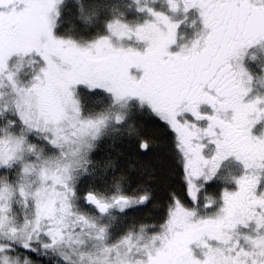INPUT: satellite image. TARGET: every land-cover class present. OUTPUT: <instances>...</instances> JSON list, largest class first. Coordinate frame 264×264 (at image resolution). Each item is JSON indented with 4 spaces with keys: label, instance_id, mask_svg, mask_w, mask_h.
Wrapping results in <instances>:
<instances>
[{
    "label": "snow or ice",
    "instance_id": "snow-or-ice-1",
    "mask_svg": "<svg viewBox=\"0 0 264 264\" xmlns=\"http://www.w3.org/2000/svg\"><path fill=\"white\" fill-rule=\"evenodd\" d=\"M0 264H264V0H0Z\"/></svg>",
    "mask_w": 264,
    "mask_h": 264
},
{
    "label": "trees",
    "instance_id": "trees-1",
    "mask_svg": "<svg viewBox=\"0 0 264 264\" xmlns=\"http://www.w3.org/2000/svg\"><path fill=\"white\" fill-rule=\"evenodd\" d=\"M145 134L154 138L155 146L148 155L138 154L134 145L117 141H105L94 153V158L101 160L107 157L114 159L122 168L135 161L141 167L150 169L157 177L153 181L157 192V205L142 208L131 214L130 219L152 221L159 219V213L169 191H174L184 198V190L180 176L177 174L171 150V141L158 127L152 124L145 126Z\"/></svg>",
    "mask_w": 264,
    "mask_h": 264
}]
</instances>
